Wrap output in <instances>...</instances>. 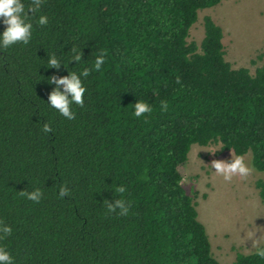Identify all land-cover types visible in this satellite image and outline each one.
<instances>
[{"label":"trees","instance_id":"trees-1","mask_svg":"<svg viewBox=\"0 0 264 264\" xmlns=\"http://www.w3.org/2000/svg\"><path fill=\"white\" fill-rule=\"evenodd\" d=\"M222 1L45 0L30 44L0 51V221L13 229L0 246L15 264H219L183 186L191 146L250 152L264 171V64L233 68L211 16L201 43L188 42L198 10ZM72 47L85 66L101 49L106 62L69 121L47 103L48 79L80 67L67 64ZM51 54L68 68H47ZM138 99L152 114L133 116ZM45 122L53 132L41 131ZM256 187L264 201V179ZM35 188L39 203L20 195ZM115 198L131 202L129 215L106 214ZM234 264L264 260L238 252Z\"/></svg>","mask_w":264,"mask_h":264},{"label":"rangeland","instance_id":"rangeland-1","mask_svg":"<svg viewBox=\"0 0 264 264\" xmlns=\"http://www.w3.org/2000/svg\"><path fill=\"white\" fill-rule=\"evenodd\" d=\"M211 16L223 30L225 59L233 68L246 67L254 74L264 64V0H223L218 5L198 10V20L190 29L188 42L200 44L204 37V18ZM217 150L220 143H212ZM209 145L193 144L181 168L183 186L193 196L198 219L205 226L212 254L219 264H234L238 252H254L253 239L264 234V201L256 181L264 179V171L252 165V154L245 155L253 169L246 181L234 177L224 183L207 167L214 159L228 157L209 153ZM214 171V169H213Z\"/></svg>","mask_w":264,"mask_h":264},{"label":"clouds","instance_id":"clouds-1","mask_svg":"<svg viewBox=\"0 0 264 264\" xmlns=\"http://www.w3.org/2000/svg\"><path fill=\"white\" fill-rule=\"evenodd\" d=\"M45 0H0V25L4 26V30L0 32V51L7 50L15 45L27 46L32 41L33 37V20L41 12ZM49 23L46 15H39L35 19V24L38 26H46ZM68 56L67 64L75 62L76 68L74 71H69L68 66L56 54L47 55L45 61L46 67L49 69L59 70L63 65L68 68V75L56 76L53 75L48 79L49 85H53V89L48 96L47 106L50 110L57 113L66 120H74L76 113L75 106L83 107L84 97L87 91L84 81L94 72H100L106 62V52L101 49L99 53L94 55V60L90 66H85L87 61L82 59V49L72 47ZM179 78L176 83L180 84ZM154 95H157L155 91ZM169 105L166 101H160V110L168 111ZM153 112V107L150 103L137 100L133 104L132 114L136 118H144ZM41 131L45 134L53 132L50 123L45 122L42 125ZM212 141H209V153H216L218 150L212 146ZM215 176L222 178L224 183H231L234 177H239L240 180L246 181L251 175L253 169L249 167L243 155H231L230 160L214 159L207 166ZM214 169V171H213ZM117 196H122L126 192L124 186H117L114 189ZM70 194V189L63 185L59 188V197L62 199ZM20 195L26 199L39 203L43 198V192L39 188L32 191H21ZM132 205L130 201L123 198H115L112 202L106 200V214H113L120 217L129 215ZM13 232L11 226L0 221V241L7 239ZM255 230H249V239H253L252 248L254 254L261 260H264V234L256 237ZM0 264H15L14 256L3 246H0Z\"/></svg>","mask_w":264,"mask_h":264}]
</instances>
